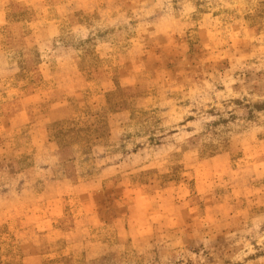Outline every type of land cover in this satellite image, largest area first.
<instances>
[{"label": "rangeland", "instance_id": "374dc122", "mask_svg": "<svg viewBox=\"0 0 264 264\" xmlns=\"http://www.w3.org/2000/svg\"><path fill=\"white\" fill-rule=\"evenodd\" d=\"M0 264H264V0H0Z\"/></svg>", "mask_w": 264, "mask_h": 264}]
</instances>
